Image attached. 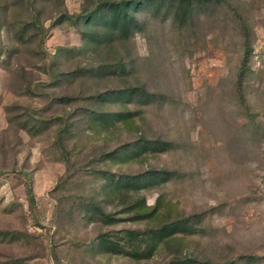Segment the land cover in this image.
<instances>
[{"label":"rangeland","instance_id":"obj_1","mask_svg":"<svg viewBox=\"0 0 264 264\" xmlns=\"http://www.w3.org/2000/svg\"><path fill=\"white\" fill-rule=\"evenodd\" d=\"M98 2L0 0V264H264V0H212L184 21L139 7L126 39L96 46L82 34L101 33L83 26ZM126 88L153 98L90 99ZM120 110L132 127H90V112ZM141 139L168 147L107 157ZM150 173L137 194L111 185ZM137 196L153 219L124 214ZM175 221L186 233L150 259L122 255L125 231Z\"/></svg>","mask_w":264,"mask_h":264},{"label":"trees","instance_id":"obj_2","mask_svg":"<svg viewBox=\"0 0 264 264\" xmlns=\"http://www.w3.org/2000/svg\"><path fill=\"white\" fill-rule=\"evenodd\" d=\"M212 0H99L94 10L83 18V26L85 28H100L101 33L98 38L95 39L91 34H82L83 38H91L87 43L99 46L103 43H109L110 37L114 34H118L121 38H127L132 33L135 27H138L136 19L132 16V12L139 7H147L155 4L160 9L165 4H169L176 14L182 17L183 21L186 17H189L193 10L200 5L211 3ZM241 79V75L239 77ZM241 83V82H240ZM141 95L145 97L149 102L153 98V95L143 91L135 90L132 88H126L114 92H108L103 94H97L90 97L92 101L98 104H104L109 101H115V99H130L134 95ZM64 101H71L70 98H65ZM92 124L90 127L102 126L104 129L109 130V127H132L134 125L135 113L129 110L109 111V112H90ZM97 132V131H95ZM168 144L159 140L148 141L141 139L134 145L128 147H121L117 150L107 154L113 162L119 163H131L139 160L146 153H162L166 151ZM158 181L156 175L150 173L147 178L139 179L130 178L125 180H118L111 185L114 188H125L127 192L137 194L141 189L152 185L153 181ZM157 206H146L144 198L136 197L132 199L127 206L124 214L129 215V221L138 222L142 220H151L158 213ZM99 217L97 218L104 225H115L121 220L115 218L113 215L104 213L101 209H96ZM186 221L170 222L167 226L158 229H152L143 234V238L138 239V234L134 231H125V238L130 241L131 244L128 250L121 252L122 255L135 261L148 260L153 256V252L156 248L162 244L175 239V235L178 233H186V230L182 228ZM2 235L11 236L13 234L1 233ZM101 244L105 247L106 251H110L113 247V242L109 240H101ZM143 245V247H142ZM119 253V252H115ZM170 264H210L208 262L202 263L194 258L184 257L175 258Z\"/></svg>","mask_w":264,"mask_h":264}]
</instances>
